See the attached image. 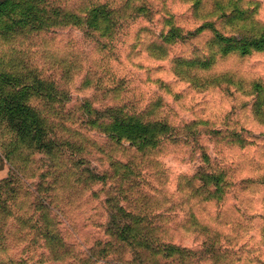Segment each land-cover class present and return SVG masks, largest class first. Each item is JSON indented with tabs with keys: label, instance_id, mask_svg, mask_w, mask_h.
Returning <instances> with one entry per match:
<instances>
[{
	"label": "rangeland",
	"instance_id": "rangeland-1",
	"mask_svg": "<svg viewBox=\"0 0 264 264\" xmlns=\"http://www.w3.org/2000/svg\"><path fill=\"white\" fill-rule=\"evenodd\" d=\"M127 1L129 5L122 7L120 14L124 20L115 24L110 34L84 24L36 29L43 9L53 7L83 19L99 5L118 7ZM167 25L213 29L229 40L235 31L245 35L255 27L264 39V0H0V65L16 77L37 78L31 82L36 85L41 79L53 81L68 95L66 103L60 107L53 104V108L63 111L65 128L71 134L91 141L89 147L84 146L85 154L97 170L107 169L108 147L120 150L116 155L119 160L123 148L130 156H140L129 142L123 141V148L117 146L113 136L105 134L112 133L110 120L99 119L84 105L95 110L118 107L152 125H166L160 130L149 127L161 140L156 150L148 151L160 166L151 175L135 171L130 180L120 176L121 181L112 180L122 185L146 181L156 189L150 191L148 185L143 190L153 192L160 209L168 211L160 221L162 239L192 251L183 257L174 253L165 264H264V121L254 115L247 87L254 79L264 84V51L245 58L230 57L212 70L214 74L230 70L245 82L244 89L226 84L198 88L170 69L172 57L194 56V43L169 48V58L164 61L154 60L145 50ZM212 35L200 33L197 49ZM103 43L111 47L101 50ZM5 81L0 78L2 98L8 91ZM35 91L38 86L27 90L29 103L38 107L49 103ZM86 120L92 125L85 126L82 122ZM64 135L69 136L67 130ZM203 152L213 167L226 171L228 187L220 201H203V196L192 197L187 188L178 190L180 179L193 175L200 166ZM0 156L5 161L1 151ZM7 166L1 180L12 173ZM56 187L45 194L53 198L54 208L65 214L59 217V230L72 251L84 258L86 253L94 254L99 257L98 264L127 263L126 251H111L107 243L111 231L105 200L111 195V185L83 191L78 186V194L67 189L70 204L64 200L65 189ZM9 188L15 190V186ZM30 198L20 192L17 202L8 206L13 215L2 221L4 228L0 226V264H68L67 260L53 262L41 248ZM27 218L30 222L25 223Z\"/></svg>",
	"mask_w": 264,
	"mask_h": 264
},
{
	"label": "trees",
	"instance_id": "trees-1",
	"mask_svg": "<svg viewBox=\"0 0 264 264\" xmlns=\"http://www.w3.org/2000/svg\"><path fill=\"white\" fill-rule=\"evenodd\" d=\"M252 4L258 3L252 1ZM128 5V1L126 5L121 4L118 7L107 8L106 4H102L90 17L84 16L83 19L61 9L56 10L53 7L48 11L43 9L44 15L40 17L42 18L39 21L40 27L36 29L84 24L93 30L102 29L105 35L110 34L113 26L124 20L125 17L120 14L123 12L122 7ZM233 12L236 13V11ZM208 32L210 35L213 34L212 38L209 42L202 43L197 49L199 44L196 40L201 38L200 33ZM242 34L244 33L235 31L229 40L215 33L213 29L186 30L177 25H167L158 30V33L154 35L155 40L148 43L145 50L154 60L164 61L169 58V48L194 43L193 57H172L170 69L174 75L181 78L187 77L186 80L198 88L226 84L228 87L244 89L245 82L237 79V75L230 70L219 74L212 72L216 66L230 57L245 58L255 52L264 51V39L262 35H258L259 31L255 27L248 34ZM109 47L111 46L103 43L101 50H107ZM2 77L6 79L5 88H8V91L3 98L0 93V151L12 171L8 178L0 180V226L2 225V228H4L2 221L5 217L13 215H10L8 206L17 202L20 192L23 194L25 191L26 195L31 196L32 213L36 220L34 223L37 225L33 227H37L38 242L41 248L49 253L51 260L57 263L67 260L68 264L69 261L78 264H98L99 257L94 254L86 253L84 258L81 254L72 251V245L67 243L59 230L62 222L59 217L65 214L54 208L53 198L46 195L45 191L48 189L53 191L56 186L57 190L65 189L64 200L70 204L67 189L78 194V186L83 191L91 186L105 187L110 184L108 193L111 195L105 200V204L109 207V230L111 231L107 243L111 251L115 252L118 249L126 251L130 259L125 264H165V259H171L174 253L183 257L185 252H192L189 248L162 239L160 221L168 214V211L160 209L161 205H158L153 192L143 190L149 183L140 180L136 185L132 183L122 185L121 182L112 181L119 176L130 180V176L135 174V171L138 175L140 172L151 175L150 172L160 166L159 161L149 156V153L156 150L161 140L159 135L152 134L149 127L160 130L166 125H152L118 107L95 110L89 105H84L86 111L94 112L99 119L110 120L108 126L112 133L106 131L105 134L108 137L112 135V141L117 146L123 148L121 146L123 141L129 142L130 146L136 149L137 156H140L138 158H135L133 154L130 156L123 148L121 149L122 157L119 160L117 156L120 150L108 147L109 149L105 150L107 153L105 158L109 163L106 165L107 169L100 171L90 166V161L85 154L84 146L89 147L91 141L84 139L78 133L71 134V130L65 128L63 111L53 108V104L60 107L67 102L68 95L65 92L59 90L53 81L41 79L36 85L31 82L38 80L37 78L24 75L16 77L6 73V69L0 65V78ZM36 86L38 91H35V94L47 99L48 104L38 107L27 101L29 97L27 90L35 89ZM247 87L250 90L248 93L252 96L253 113L264 121V84L260 79H254L248 83ZM48 112H53L54 115H49ZM82 123L85 126L92 125L89 120ZM193 124L195 127V123ZM65 130L68 131V137L64 135ZM195 134L200 135L196 130ZM74 135H78L77 140L74 139ZM168 136L172 137L173 132H170ZM241 140L243 139H238L239 142H242ZM97 150L99 152L102 149L97 148ZM202 156L201 164L195 173L180 179L178 190L184 191L187 188L192 197L203 196V201H220L228 187L226 171L217 166L213 167L207 153L203 152ZM261 183L264 184V180ZM11 185L15 186V190L9 188ZM42 188L45 190L43 191ZM152 189L149 185L150 191H156ZM8 191L11 197H8ZM24 222H30V218ZM2 244L3 242L0 241V246Z\"/></svg>",
	"mask_w": 264,
	"mask_h": 264
},
{
	"label": "crops",
	"instance_id": "crops-1",
	"mask_svg": "<svg viewBox=\"0 0 264 264\" xmlns=\"http://www.w3.org/2000/svg\"><path fill=\"white\" fill-rule=\"evenodd\" d=\"M4 168H9V167L7 166V163L3 161V159L0 156V180L6 175V172L8 170V169H5V171H3Z\"/></svg>",
	"mask_w": 264,
	"mask_h": 264
}]
</instances>
